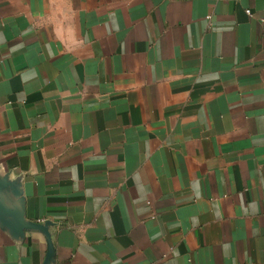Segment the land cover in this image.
<instances>
[{
    "label": "crops",
    "instance_id": "crops-1",
    "mask_svg": "<svg viewBox=\"0 0 264 264\" xmlns=\"http://www.w3.org/2000/svg\"><path fill=\"white\" fill-rule=\"evenodd\" d=\"M4 175L52 264H264V0H0Z\"/></svg>",
    "mask_w": 264,
    "mask_h": 264
},
{
    "label": "water",
    "instance_id": "water-1",
    "mask_svg": "<svg viewBox=\"0 0 264 264\" xmlns=\"http://www.w3.org/2000/svg\"><path fill=\"white\" fill-rule=\"evenodd\" d=\"M23 192L20 182L10 179L9 175L0 176V226L6 228L17 239L25 238L26 231L39 230L47 238L48 249L44 264H52L54 260V244L52 241V220L34 221L27 219L23 209Z\"/></svg>",
    "mask_w": 264,
    "mask_h": 264
},
{
    "label": "built area",
    "instance_id": "built-area-1",
    "mask_svg": "<svg viewBox=\"0 0 264 264\" xmlns=\"http://www.w3.org/2000/svg\"><path fill=\"white\" fill-rule=\"evenodd\" d=\"M248 13H250V11H249V10H248ZM207 18H208V19H210V18H211V16H208Z\"/></svg>",
    "mask_w": 264,
    "mask_h": 264
}]
</instances>
